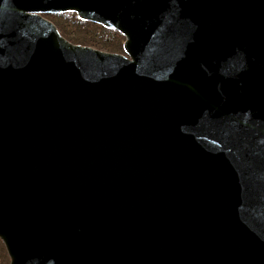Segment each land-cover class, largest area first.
Masks as SVG:
<instances>
[{
	"label": "water",
	"instance_id": "1",
	"mask_svg": "<svg viewBox=\"0 0 264 264\" xmlns=\"http://www.w3.org/2000/svg\"><path fill=\"white\" fill-rule=\"evenodd\" d=\"M124 36L68 42L46 13ZM10 264H264V0H0Z\"/></svg>",
	"mask_w": 264,
	"mask_h": 264
},
{
	"label": "trees",
	"instance_id": "2",
	"mask_svg": "<svg viewBox=\"0 0 264 264\" xmlns=\"http://www.w3.org/2000/svg\"><path fill=\"white\" fill-rule=\"evenodd\" d=\"M52 21L61 35L76 45L93 47L100 51L124 54V36L93 22L78 20L74 12L43 15ZM0 264H10L4 243L0 239Z\"/></svg>",
	"mask_w": 264,
	"mask_h": 264
}]
</instances>
